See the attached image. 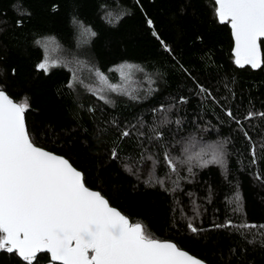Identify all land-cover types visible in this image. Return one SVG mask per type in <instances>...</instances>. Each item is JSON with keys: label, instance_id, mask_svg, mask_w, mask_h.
Wrapping results in <instances>:
<instances>
[{"label": "trees", "instance_id": "1", "mask_svg": "<svg viewBox=\"0 0 264 264\" xmlns=\"http://www.w3.org/2000/svg\"><path fill=\"white\" fill-rule=\"evenodd\" d=\"M215 8L213 0H0V89L27 99L36 145L65 157L154 238L207 264H264V117L245 119L264 113V42L258 69L238 67ZM73 18L95 36H81ZM49 37L113 80L114 66H139V88L105 100L69 87L65 66L37 70L45 50L36 41ZM216 143L223 165L186 162L189 144ZM49 261L38 253L33 264ZM0 264L26 262L0 251Z\"/></svg>", "mask_w": 264, "mask_h": 264}, {"label": "snow or ice", "instance_id": "2", "mask_svg": "<svg viewBox=\"0 0 264 264\" xmlns=\"http://www.w3.org/2000/svg\"><path fill=\"white\" fill-rule=\"evenodd\" d=\"M215 5L219 21L230 24L235 63L240 67H260L264 0H215ZM147 23L151 26L153 22L149 19ZM73 24L81 29V36H95L76 18ZM36 43H43L45 49L36 68L47 74L61 63L50 59L47 50L52 43L56 44L53 51L61 46L54 37ZM133 68L139 66H118L125 80ZM92 71L109 90H119L99 69ZM73 79H77L75 73ZM28 108L26 98L14 102L0 89V251L14 253L26 264H33L38 253L50 254L49 264H203L175 243L154 238L141 223L130 222L100 192L87 187L81 171L67 159L36 146L25 125ZM253 116L264 117V113L249 112L245 119ZM121 135L126 137L129 132ZM203 155L197 152L188 160L197 159L202 167L225 163L218 148L212 151L211 159H203ZM112 156L117 157L115 150ZM164 159L176 171V163L168 153ZM188 226L197 231L191 224Z\"/></svg>", "mask_w": 264, "mask_h": 264}, {"label": "rangeland", "instance_id": "3", "mask_svg": "<svg viewBox=\"0 0 264 264\" xmlns=\"http://www.w3.org/2000/svg\"><path fill=\"white\" fill-rule=\"evenodd\" d=\"M55 47H56L55 43H52L49 46V48L47 50L48 56L50 59L59 60L61 62L59 65H62V66L67 65L65 67L69 68L71 73H72V86L73 87H76L79 85L83 89H87V90L95 93L99 97H103V99H105V100H110L111 98H113L114 96H117V95L132 94L135 92V90H137L139 88L140 82L138 80V77H139V69L138 68H133V69L129 70V78L126 80L121 76L120 71L118 70V66L123 65V64L134 65L132 63L123 62V63H120V64L114 66L112 68V71L116 75V79H114V80L104 74L107 77V80L110 84L116 85L119 88L118 91L114 92V91L109 90L105 85H102L98 81V79L96 78V76L94 74V71H92V70L96 69L94 66L85 63L82 59L78 58V56L76 54L69 53V52H67V50H64V48H62V47L56 51H53V49ZM74 73H75V76L77 77V79H73ZM193 148L194 147L193 146L190 147V144H189L188 152L187 153L185 152L186 159H187L186 162H188V163L193 162V163L200 164V161L197 159H193V160L189 161L188 156L194 155L197 152H202L203 154L204 153L206 154V152H208V151L212 152L214 149H217V148L220 150L221 146L219 143H216L211 148L210 147L201 148L199 145H198L197 149L192 150ZM211 155L212 154H207V156L203 155V159H211Z\"/></svg>", "mask_w": 264, "mask_h": 264}, {"label": "water", "instance_id": "4", "mask_svg": "<svg viewBox=\"0 0 264 264\" xmlns=\"http://www.w3.org/2000/svg\"><path fill=\"white\" fill-rule=\"evenodd\" d=\"M214 2H215V0H213ZM219 20V19H218ZM220 22V21H219ZM226 23V22H225ZM228 26H229V28H230V31H231V27H230V24H228ZM231 36H232V33H231ZM262 40H264V38H262ZM232 41H233V46H232V55H233V48H234V40H233V37H232ZM233 59H234V62H235V58H234V55H233ZM262 60H263V53H262V49H261V65H262ZM236 64V63H235ZM237 65V64H236ZM260 65V66H261ZM238 66V65H237ZM245 66H249L250 68H252L250 65H245ZM238 67H240V66H238ZM244 67V66H243ZM259 68V67H258ZM258 68H252V69H254V70H256V69H258ZM6 93V92H5ZM25 119V118H24ZM25 125H26V123H25ZM27 128V127H26ZM36 145V144H35ZM36 146H38V145H36ZM38 147H40V146H38ZM41 148H43V147H41ZM44 149V148H43ZM44 150H46V149H44ZM46 151H48V150H46ZM48 152H51V151H48ZM51 153H53V152H51ZM53 154H55V153H53ZM55 155H58V154H55ZM58 156H61V155H58ZM61 157H63V156H61ZM63 158H65V157H63ZM66 159V158H65ZM70 163V162H69ZM92 190V189H91ZM94 191H96V190H94ZM111 206V205H110ZM111 207H113V206H111ZM115 208V207H114ZM117 209V208H116ZM118 210V209H117ZM119 211V210H118ZM120 212V211H119ZM122 214V213H121ZM124 215V214H123ZM125 216V215H124ZM128 218V217H127ZM129 219V218H128ZM130 221V220H129ZM161 241H166V240H161ZM168 242H171V241H168ZM174 243V242H173ZM181 250H183V249H181ZM185 251V250H184ZM189 253V252H188ZM48 254V253H47ZM190 254V253H189ZM38 255V254H37ZM49 255V257H50V254H48ZM190 255H192V254H190ZM193 257H195V258H197L196 256H194V255H192ZM22 259V258H21ZM198 259H200V258H198ZM201 260V259H200ZM202 262H203V264H207L206 262H204L203 260H201ZM58 263V262H57Z\"/></svg>", "mask_w": 264, "mask_h": 264}]
</instances>
